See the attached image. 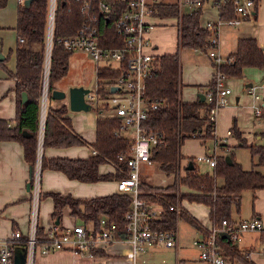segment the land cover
<instances>
[{
    "label": "trees",
    "instance_id": "1",
    "mask_svg": "<svg viewBox=\"0 0 264 264\" xmlns=\"http://www.w3.org/2000/svg\"><path fill=\"white\" fill-rule=\"evenodd\" d=\"M8 0H0V7L5 6ZM49 0H31L29 4L19 2L16 29L18 43L15 49L16 67L10 75L16 79L17 116L12 122L0 117V140L15 139L22 142L24 156L34 169L38 150V129L40 117V96L43 85V72L46 56V25ZM221 18L231 17L234 13L232 1L221 2L219 7ZM152 14L159 16H177L179 33L178 48L175 52L157 55L156 66L146 82V93L151 100H159L157 108L148 111L147 118L142 124L147 129L159 130L160 141L153 146L151 158L159 163L166 174H172L174 180L168 185H152L146 182L141 185V193L146 201L162 205L161 215L155 219L159 228H176L179 218H185L197 228H206L200 225L199 220L187 209L182 207L180 214L170 205L179 199L187 198L191 201L203 202L210 207L209 217L212 224L217 225L223 219L235 220L232 208L240 211L243 191L264 188V171L254 166H264V143L247 144L252 156L257 155V163L251 169L244 168L232 155L218 154L217 163L213 172H201L192 157L184 166L182 172L181 146L188 137H200L204 140L215 138V120L208 115L210 104L200 98L194 101H184L182 91V64L180 58L181 47L200 48L204 51L211 46L212 31L201 24L202 8L180 13L177 1H160L152 5ZM82 14L80 2L77 0H57L55 16V37L75 33ZM106 21V20H105ZM107 22V21H106ZM104 43L111 44L116 37L111 23L102 26ZM24 40L21 41L20 38ZM64 46L55 41L50 65L49 88H55V82L63 78L69 67V58L72 54ZM227 60L218 64L221 71L228 76H241L244 68L255 66L264 68V49L254 36L239 37L235 51L229 54ZM4 61L0 59V65ZM99 79L111 77L116 70L98 67L96 70ZM213 88V81L209 82ZM27 91L28 99L22 101V92ZM67 106L52 107L48 105L45 124L43 147L69 146L86 143V140L73 127L71 117L67 115ZM264 119V105L262 106ZM120 126V119L111 114H99L97 117L96 140L93 142L97 149L87 158L46 157L42 156V168L58 169L71 178L93 182L107 179H119L125 176L126 164L118 160L121 152H128L130 139L115 133ZM27 130L30 134L24 135ZM240 136V132L236 131ZM230 157V160L228 159ZM109 161L116 166L112 173H101V163ZM33 173V172H32ZM32 177V174H31ZM30 177V178H31ZM223 178L219 183L218 178ZM186 190H181V187ZM177 188L180 192L177 194ZM54 200L53 218L59 219L63 209L69 206L71 215L78 221L98 222L102 215L107 216L117 225L118 236H126L122 230L126 224L124 214L131 206L132 198L125 193L113 192L90 198H77L72 194H62L52 191ZM220 242L228 255L237 257L247 264L248 261L236 243L229 237L221 234ZM97 255H106L102 249H96ZM181 261V260H180ZM182 264V263H181Z\"/></svg>",
    "mask_w": 264,
    "mask_h": 264
},
{
    "label": "built area",
    "instance_id": "2",
    "mask_svg": "<svg viewBox=\"0 0 264 264\" xmlns=\"http://www.w3.org/2000/svg\"><path fill=\"white\" fill-rule=\"evenodd\" d=\"M24 0H19L23 2ZM80 2L82 21L75 33L55 37V16L57 0H49L46 25V56L43 72V85L40 96V117L38 129L37 160L30 178V209L28 228L24 231L15 228L8 236L0 237V264H15V247L24 245L25 264H37L39 255H46L56 250H68L90 257H98L96 249L106 252L109 244L115 241L126 240L131 244L130 250L124 258L132 264H138L139 255L149 247L179 246V236L176 228H159L155 225L162 213V205L146 201L141 193V166L143 163H152V148L161 139L159 130H149L142 122L147 118L151 108L161 104L159 100H151L147 96L146 82L156 66L157 55L155 46L149 37L150 30L155 26L148 20L152 15V5L166 0H77ZM179 5L180 13L184 12V5L197 9L207 3H212L217 8L221 2L232 1L234 13L231 17L221 18L217 21H208L206 24L212 31L211 46L205 52L213 59L214 72L212 74L213 88L205 91V100L210 104L208 112L211 120H215L216 112L230 102L232 88L227 84L228 75L221 71L218 64L230 60L223 57L218 49V29L220 24L229 23L238 25L246 18L252 17L261 0H175ZM107 22H106V21ZM116 33L111 44L104 41L102 26L111 23ZM24 40L23 37L20 38ZM55 41L61 43L69 51L88 52L94 58L96 70L106 67L116 70L111 77L97 81L96 93L91 90L86 94V99L92 105L98 94L109 97L97 100L96 107L104 111L112 109L113 114L120 119V126L115 133L130 139L128 152H121L118 160L126 164L125 176L117 179V191L128 194L132 198L131 206L126 210L124 218L126 224L122 230L126 236H118L117 225L107 216L99 217L98 222L77 221L73 224L53 222L50 226L43 227L40 223V203L42 197V156L44 124L48 107L49 74L51 56ZM200 49V48H199ZM100 60H106L101 63ZM116 61L117 65L107 63ZM98 80V78H97ZM264 88V84L262 85ZM251 91L256 93V87L251 86ZM256 115H261V105L255 108ZM228 130V134L232 133ZM96 153L97 149L94 148ZM198 161H207L215 166L217 157L214 153H204L196 156ZM113 163V162H112ZM114 164V163H113ZM115 165V164H114ZM185 171V168H183ZM177 214L181 212V203L170 205ZM178 223V222H177ZM194 239L198 248L197 264H229V257L220 242L222 232H227L229 238L236 243L245 231H260L264 233V221L261 218L240 220L223 219L217 225L212 224ZM264 253V247H263ZM38 255V256H37ZM104 255V264H111Z\"/></svg>",
    "mask_w": 264,
    "mask_h": 264
},
{
    "label": "crops",
    "instance_id": "3",
    "mask_svg": "<svg viewBox=\"0 0 264 264\" xmlns=\"http://www.w3.org/2000/svg\"><path fill=\"white\" fill-rule=\"evenodd\" d=\"M18 5L19 0H8L5 6L0 7V54L4 56L0 59L3 60L5 64V66L2 64L0 65V117L7 118L12 122L17 116L16 79L10 75V71H14L16 67L15 49L18 43V33L16 29ZM192 10L193 8H191L190 11ZM218 19L219 10L216 6L212 3H207L203 6L200 19L203 26H206L208 21H217ZM237 26L238 27L235 29L226 30V28H224L222 31L223 50L225 51L223 52L227 53V56L235 51L239 37L254 36L257 38L259 45L264 49V0H261L252 17L246 18ZM171 28L174 32L177 29L178 44L179 25L176 29L175 27ZM171 28L167 27V25L156 24L150 30L149 37L155 46L156 54L170 53L177 50L178 45L175 48V45L171 42L174 37L172 34L171 37L167 34L168 31H172ZM201 50L202 49L194 48V50L190 51L192 70L189 69V71H186L185 64H183L181 59V78L183 82L181 97L184 101L199 99V93H205L212 79V74L214 72L213 59L208 54L198 52ZM226 82L232 88V93L230 95V103L221 107L217 113L218 116L215 118L214 146H204L203 151L198 153V155L204 153L218 154V150L221 148L226 151H232L233 153L231 155L233 158L239 161L244 167V162L241 159L238 160L235 158L233 146L240 145L246 147L247 144L260 143L259 141L264 138V129L261 128L262 125H260L262 122L264 123V119L261 115H256L255 110L258 105H261V107L264 105V88L262 87L264 84V68L247 66L244 68L243 75L228 76ZM249 83H252V85H249ZM251 86L256 87V93L251 91ZM62 105L67 106V115L71 117L74 129L83 136L86 143L69 146L43 147V155L46 157L87 158L94 153L93 149L95 147L93 142L96 140L98 112L73 110L70 108V105L66 104L65 100H55L50 106L60 107ZM220 124H226L228 126L224 131V136L218 131V125ZM254 126L260 127L261 130H256ZM229 129L233 130L231 134H228ZM237 130L240 132V136L237 135ZM196 139L202 144L207 141V139L204 140L200 137ZM182 152L181 150V154L184 156L181 161L182 166L186 162L188 163L190 157H192L195 162L198 161L196 160L197 155L192 156L191 154L188 155ZM250 156L253 163L252 154ZM202 162H206L210 167L212 166L214 168V166L210 165L207 161ZM150 164L151 163H143L142 166ZM30 169L31 166L25 159L24 146L21 141L15 139L0 140V237L8 236L15 228H20L24 231L28 228L31 194L30 187L28 186L31 176ZM99 169L101 173H112L115 172L117 168L112 162L105 161L101 163ZM99 181L110 183L105 187L100 184L94 185L90 184L92 182L71 178L62 170L44 168L42 171V197L40 203L41 226L47 227L53 222H56L52 216L54 209V200L50 195L52 191L61 192L62 194H72L77 198H90L118 192L117 179L116 181ZM141 181V185H143L144 182L151 184L142 174ZM82 184H86L84 189L78 190ZM182 188L186 190L185 187ZM246 190L252 191L251 200L246 203L245 208L242 210L240 207V211H237L239 215L234 216V212H232L233 218L235 220H240L257 217L264 221V188ZM246 190L244 191L246 192ZM186 201L190 202L189 205L192 206L191 210L187 207L186 203H184ZM181 204V207L187 209L199 220L200 225L208 228L212 225L209 217L210 207L208 205L199 201H191L187 198H183ZM200 204H203L206 210L198 211L197 206ZM77 221L78 220L71 215L70 207L66 206L63 209L60 223L73 224ZM197 230L199 235L204 231L202 228H197ZM236 246L248 261L255 264H264V253L262 250L264 247V233L260 231H245L241 238L236 241ZM130 248L131 244L126 240L115 241L109 244L106 253L112 255V257L109 258L110 263L132 264L131 261L124 258V254H126ZM149 248L152 250L165 247L154 246ZM145 252L146 250L139 255L138 264H142V262L146 263V258L144 257ZM227 256L229 257V264H247L237 257L228 254ZM197 259L198 255L195 258L182 257V259L178 258L176 264H197ZM103 261H106L104 255H99L95 258L61 249L37 257V264H99Z\"/></svg>",
    "mask_w": 264,
    "mask_h": 264
},
{
    "label": "rangeland",
    "instance_id": "4",
    "mask_svg": "<svg viewBox=\"0 0 264 264\" xmlns=\"http://www.w3.org/2000/svg\"><path fill=\"white\" fill-rule=\"evenodd\" d=\"M205 7H209V6H205ZM191 10L190 6H186L184 5L183 7V11L184 12H189ZM148 20L151 23H155L156 24H161V25H167V27L171 28V27H175V29L178 27V17L177 16H156V15H149L148 16ZM238 26L235 25L233 26L232 24L229 23H222L219 26L218 29V49L216 50V52H219L223 57H226L228 54L224 53L225 51L223 50V41H222V31L224 28H226V30H232L237 28ZM172 29V28H171ZM169 35V37L172 36L174 37V39L171 40V42H173V45L176 46L177 44V29L175 30V32L170 30L167 33ZM194 50V48L191 47H181L180 48V54H181V59L183 64H185V70L189 71L192 70V61L190 59V51ZM224 51V52H223ZM200 53L203 54H208L207 52L204 51H198ZM101 63H105L106 60H100ZM112 63L114 65H117L116 61H107V63ZM181 62V64H182ZM97 74H96V66H95V62H94V58L92 57V55L88 52H84V51H74L69 58V67L67 70L66 75L63 77V79H61L60 81H56L55 82V86L57 88H61L67 91V96L65 98L62 99H54L52 98L51 94L48 97V105H51V103L55 100H65L66 104L70 105V100H69V88L71 86L74 85H84L85 87H88L92 92L96 93V87H97ZM185 92V90H184ZM187 95V94H186ZM98 96H100L97 99H94V102L92 103V108L89 111H93V112H98L99 114H113V110L110 109H105L104 111L99 110L96 107V101L97 100H105L108 99L109 97H106L105 95H100L98 94ZM230 103V102H229ZM229 103H227L226 105H228ZM224 105V106H226ZM221 106V107H224ZM220 107V108H221ZM219 108V109H220ZM216 112V116H218V111ZM84 112V111H83ZM219 122V119H218ZM229 122V120H228ZM227 124V123H226ZM218 125V131L220 134H223L222 136H224L225 134V130L228 127L227 125ZM260 125L261 128L264 129V123L262 122ZM255 129L257 130H261L260 127L258 126H254ZM253 128V127H252ZM234 129V128H233ZM197 137H188L186 138V140L183 142L182 146H181V150L183 152H185L188 155H198V153H200L201 151H203L204 146L207 147H212L214 146V142L215 139L214 138H208L206 143L202 144L198 139H196ZM260 143H264V138L259 141ZM247 147V146H246ZM243 147L240 145H235L233 146L234 149V155L235 158L238 160H242L244 162V167L247 169H251L254 164L253 163H257L258 161V157L257 155L252 156L253 157V163L251 161V153L249 150V147ZM182 152V153H183ZM221 153H225L226 155H231L233 152L231 151H226L223 150L221 148H219L218 150V154ZM218 154H215L216 157ZM183 154H182V158H183ZM187 164V162L182 166V172H184V166ZM196 164L199 167V170L201 172H213V167L209 166L206 162H202V161H196ZM258 169H261L264 171V166L263 165H256L254 166ZM141 174L144 178H146L148 180V182H151L152 185H168L170 183L173 182L174 180V176L172 174H166L159 166V163H157L156 161H152V163L150 165L147 166H141ZM106 181H116V179H108ZM218 182L222 183L223 179L221 177L218 178ZM110 182H103V181H97V182H92L90 184H100L101 186H106L109 185ZM86 184H82L80 186V188L78 190H82L84 189V186ZM87 187V186H86ZM183 187V186H182ZM181 187V190H183L184 188ZM180 192V189L177 188V194ZM251 190H246V192H243V199H242V205H241V210L243 208H245V205L247 202H250L251 200ZM181 203V201H180ZM186 203L187 207L191 210L192 206L189 205L190 202L186 201L184 202ZM182 205V204H181ZM197 210L198 211H204L206 210V208L204 207L203 204H200L199 206H197ZM232 212H234V216L239 215V213L237 212V209L235 206H233L232 208ZM177 230H178V236H179V246L177 248L175 247H165V248H161V249H150L148 248L146 250V252L144 253V257L146 258V263L142 264H176L178 258L184 257V258H195L198 255V248L194 245V239L199 235V232L197 230V228L190 223L189 221H187L185 218H179L178 219V223H177ZM38 256V255H37ZM141 264V263H140Z\"/></svg>",
    "mask_w": 264,
    "mask_h": 264
},
{
    "label": "water",
    "instance_id": "5",
    "mask_svg": "<svg viewBox=\"0 0 264 264\" xmlns=\"http://www.w3.org/2000/svg\"><path fill=\"white\" fill-rule=\"evenodd\" d=\"M31 0H24L26 4H29ZM4 56L0 54V58H3ZM249 85H252V83H249ZM90 91L88 87H85L84 85H74L69 88V100H70V108L73 110H90L92 108V105L89 101L86 99V94ZM51 96L53 98H65L67 96V91L61 88H53L51 89ZM199 98L201 100L205 99L204 93H199ZM28 99V93L27 91L22 92V101L25 102ZM24 135H29L30 133L27 130L23 131ZM230 160V157H228ZM30 172L32 174L33 169L31 167ZM31 177V176H30ZM30 181L28 182V186L30 187ZM56 222H59V219H56ZM221 234L229 237V234L227 232H222ZM25 246L24 245H16L15 247V264H25ZM99 264H104L103 262Z\"/></svg>",
    "mask_w": 264,
    "mask_h": 264
}]
</instances>
